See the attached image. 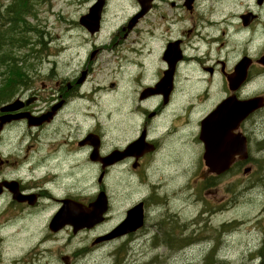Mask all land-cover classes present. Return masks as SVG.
I'll return each instance as SVG.
<instances>
[{
	"label": "flooded vegetation",
	"instance_id": "af4514ba",
	"mask_svg": "<svg viewBox=\"0 0 264 264\" xmlns=\"http://www.w3.org/2000/svg\"><path fill=\"white\" fill-rule=\"evenodd\" d=\"M130 6L129 17L115 28L106 27L104 12L95 31L81 24L68 30L65 76L52 73L54 61L46 75L26 73L14 94L18 108L0 111L14 118L0 131V263L64 249L69 254L62 257L64 264L94 251L113 255L129 248L139 255L137 249L145 244L149 251L160 244L182 251L188 238L167 222L178 217H166L174 211L169 207L173 212L166 208L164 213L163 203L154 199L162 192L153 181L147 183L149 171H189L191 160L198 161V171L201 163L202 171H210L202 159V119L230 96L264 101V0H131ZM96 69L100 74L107 69L114 80L101 82L110 93L103 107L87 103L88 96L100 92L99 87L87 92L84 85ZM43 115L42 122L29 125V117ZM263 120L264 105L231 130V135L245 136L248 152L245 160L234 157L226 171L248 164L249 146ZM17 126V147L2 149L4 136ZM90 172L96 175L91 183ZM110 173H124L138 186L129 187L123 199H110ZM98 196L106 199L102 214ZM112 203L125 208L115 210ZM132 208L141 215L135 226L124 224ZM260 213L235 233L257 236L258 248L255 244L253 251L248 240L244 248L255 253L251 260L257 255L258 264H264ZM234 224L230 218L213 228L219 236H213L216 248L210 252L218 253L211 264H229L217 245L233 237ZM55 241L59 244L52 247H31ZM130 256L129 264H151Z\"/></svg>",
	"mask_w": 264,
	"mask_h": 264
},
{
	"label": "rangeland",
	"instance_id": "374dc122",
	"mask_svg": "<svg viewBox=\"0 0 264 264\" xmlns=\"http://www.w3.org/2000/svg\"><path fill=\"white\" fill-rule=\"evenodd\" d=\"M93 0H37L35 3V12L29 20V24L35 31L25 33L22 35L23 40L33 44L27 46H15V44L6 45L5 39L0 40V88L6 84V68L9 66L5 61L4 54L10 53V58L18 63V66L23 71L29 72H42V75H46L53 68L52 73H58L61 76H65L68 71L66 66L67 53L65 50V44L68 39V30L74 31L78 23L79 17L87 13L88 6L92 5ZM131 0H106L105 8V25L106 27L115 28L122 24L128 17L131 6ZM11 3V6L15 7V3L12 0H0V13L5 5ZM3 21V17H0V23ZM0 28V37L2 35ZM76 42L73 41L75 46ZM29 54V55H25ZM54 55H57L54 56ZM77 56L76 52L71 54ZM49 60V61H48ZM48 61V62H47ZM54 61V63H50ZM56 61V63H55ZM51 68L47 71L49 65ZM73 65H78L76 59L73 60ZM56 70V71H55ZM79 71V75H80ZM91 71L89 70V73ZM96 75V76H94ZM89 74L85 87H88L87 92H93L95 88L99 87V95L88 96L87 103L89 105H96L103 107L105 100L110 98V93L103 90L101 82L107 83L114 81L110 79V74L107 73V69L102 74L97 73V69ZM97 76H103V79ZM21 87V86H20ZM19 87V88H20ZM18 88V89H19ZM14 91L12 98L14 100ZM16 110V109H15ZM9 119V120H8ZM14 118L10 115L7 117V122H10ZM18 119V118H15ZM4 123L3 126L6 124ZM2 126V128H3ZM0 128V131L2 130ZM87 128V124L83 127V131ZM21 131V127L17 126L4 136L2 149L9 146L17 147V136ZM255 133L259 136H255L252 142L250 153V159L246 166H242L239 169H233L225 174L214 177L211 176L208 171H202L203 163H201V171L197 170V160H191L189 164V171H149L147 177V183L153 181L161 187L160 197H154L157 201L163 203L161 208L164 213L167 214L169 207L174 211L173 214H168L166 217L175 215L177 220L167 221L171 226H175L179 230H184L183 234L188 235L187 244L184 249L178 253L172 252L167 249L164 244H160V247L156 250L153 247L148 250L147 244L137 249V254H131L132 251L128 248V252L116 251L113 255L111 252L94 251L88 253L86 256L79 255L76 257V263H91L95 261L99 264H118L117 259H121L125 264H129L127 261L131 257L130 255L141 257L145 261L151 264H211V257L214 253H218L215 250L210 252L211 247L216 248L213 245V236L219 234L213 228H218L221 221H236V224L232 225V232H238L245 227L251 226L255 221L254 217L260 215V211L263 210L264 214V122L263 125L255 129ZM110 136L107 135V139ZM259 143L261 149L256 151L255 143ZM263 171V172H262ZM263 174V177L261 175ZM96 175L92 172L89 174V182L94 180ZM111 182H106L110 199H123L126 190L132 186H138V181L132 178L124 177L122 174L110 173ZM93 185V184H90ZM91 188V186H90ZM115 206V210H123L125 206L123 204L112 203ZM98 207H92L91 210H96ZM169 209V213L173 211ZM91 217L97 218L94 213L89 214ZM131 217V216H130ZM129 219L128 215L126 220ZM223 219V220H222ZM125 220V221H126ZM132 221L129 225L133 224L136 220L135 217L129 219ZM237 222L240 224L237 225ZM221 227V226H220ZM120 228L116 229L119 233ZM231 239H220L217 247L223 250L224 257L228 259L229 264H258V256L251 260L252 255H249L245 247V242L248 240L249 247L255 250V244L258 248L259 239L257 236L243 235L239 233H233ZM240 234V235H239ZM114 235H118L114 232ZM252 238V239H251ZM59 241L48 242L44 245H32L34 248L48 247L58 245ZM219 249V248H218ZM193 250V251H189ZM220 250V249H219ZM68 251L58 250L56 253L51 254H23L19 256V260L8 261V258H3L0 264H64L62 257L67 256ZM11 256V255H9ZM223 257V259H225ZM70 264L72 262L70 261Z\"/></svg>",
	"mask_w": 264,
	"mask_h": 264
},
{
	"label": "water",
	"instance_id": "95a60500",
	"mask_svg": "<svg viewBox=\"0 0 264 264\" xmlns=\"http://www.w3.org/2000/svg\"><path fill=\"white\" fill-rule=\"evenodd\" d=\"M147 1V0H141ZM105 0H97L89 9L88 13L82 15L79 19V23L85 25L89 30L95 31L94 29L98 27L101 11L103 9ZM143 5V4H142ZM146 9H142L141 13ZM17 101H14L10 104H6L0 108L2 112H8L18 108ZM261 98H251L249 100H243L238 103H232L227 107L226 102H223L218 108L211 112L210 115L205 117L201 121V131L200 139L204 144V154L203 159L206 166L211 170L210 172L220 174L225 172L224 170L228 169L236 155H239L243 158L246 157L245 149V137L240 135H230L228 132L236 128L238 122L242 119L243 116L251 112L253 109L261 106ZM230 110L233 111V114H230ZM8 116H0V128L3 124L6 123ZM19 118V117H16ZM35 121H30L29 124H35L43 120L41 118H35ZM227 139V148L224 149L221 154L222 149H215V145L221 140ZM97 202L100 203L99 213L105 210L106 199L98 196ZM136 208L128 212V216L133 215ZM132 221L129 219L124 222V224H130Z\"/></svg>",
	"mask_w": 264,
	"mask_h": 264
},
{
	"label": "trees",
	"instance_id": "16d2710c",
	"mask_svg": "<svg viewBox=\"0 0 264 264\" xmlns=\"http://www.w3.org/2000/svg\"><path fill=\"white\" fill-rule=\"evenodd\" d=\"M12 2L15 3V7L9 3L0 13V17H3V21L0 23V28L3 29L0 40L5 39L7 46L11 44H15V46L33 44L32 41L27 43L28 41L23 40L22 35L35 31L29 25L31 23L29 18L34 15L37 0H12ZM25 55L29 54L24 53ZM2 57H6L5 61L9 66L5 73L6 84L0 88V104L12 98L14 91L23 82L25 76V71L10 58V53L4 54ZM0 61L3 62L2 59Z\"/></svg>",
	"mask_w": 264,
	"mask_h": 264
}]
</instances>
